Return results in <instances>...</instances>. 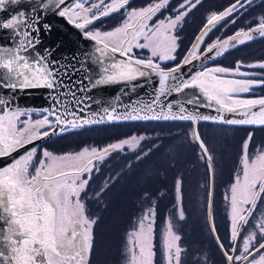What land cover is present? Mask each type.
Instances as JSON below:
<instances>
[{
	"label": "snow or ice",
	"instance_id": "1",
	"mask_svg": "<svg viewBox=\"0 0 264 264\" xmlns=\"http://www.w3.org/2000/svg\"><path fill=\"white\" fill-rule=\"evenodd\" d=\"M9 2L18 4L20 0H0V10ZM200 3L201 0H182L169 11L170 0H152L145 7L128 11L129 0H74L71 7L64 6L66 0H40V9L57 10L56 14L81 30L84 38L95 42L94 51L85 54L86 60L95 66V76L89 79L91 88L134 82L151 72L159 77L157 95L150 103L133 106L131 111L122 114L117 113L115 106H109L103 108L102 115L92 114L88 118L81 117L79 112L84 111L82 106L89 98H77L76 92L63 82L62 74L70 75L68 66H59L58 61L51 59V49L32 55L36 46L42 43L39 33L51 31L52 26L40 23V14L36 15L35 22L29 21L23 11L0 22V27L15 30L21 37L16 47H0V69L4 70L0 87L63 89L78 107V111H72L62 99H58L59 106L39 110V118L33 120L37 110L13 107L12 101L0 98V158L12 157L14 152L33 145L23 155L0 167V264H89L94 247L92 229L97 220L87 215L81 194L87 196L93 170L99 171L100 162L125 148L135 150L145 138L132 136L102 148L84 147L76 153L64 155L39 149V156L36 141L50 138L57 131L62 133L85 125L120 120H211L232 125L264 126V97L240 98V94L249 93L254 87H264V77L258 80L228 78L251 75L241 71L242 62H237L233 68L202 64L199 71L189 73L187 77L181 73L182 68L197 59L212 60L237 44L253 40L256 35L264 37V17H260L255 26L247 30L240 29L233 36L212 44L205 42L208 33L222 21L236 23L241 10L250 7L253 0H234L224 10L211 12L200 34L174 67H162L157 62L177 60L176 52L180 48L177 30ZM122 10L123 21L112 30H88L103 18ZM32 12L36 13V9L33 8ZM165 12L169 14L164 15ZM158 14L164 18L159 19ZM153 18H156L155 22ZM201 45H204L203 49ZM134 48L149 49L150 58H136ZM115 54L125 59H116ZM258 66L264 68V63ZM79 84L82 85L83 81ZM83 91L85 89L81 88ZM172 93L184 94L186 100L163 103L162 98ZM185 104L195 105L196 109L189 111ZM201 104L215 107L218 114H201ZM177 105L178 110L173 111ZM257 106L258 110L253 111ZM224 113H238L240 118L225 119ZM196 139L204 158L211 162L212 157L198 133ZM251 140L250 133L242 147L239 173L230 188V247L224 249L220 244L228 264H264V213L254 216L258 203L264 204V149L250 158ZM155 215L154 207L147 209L130 234L129 264H152ZM179 215L183 218L182 208ZM250 220H258V223L252 224L248 230ZM180 239L169 220L164 236L167 264H180L183 251ZM238 241L241 242L239 247Z\"/></svg>",
	"mask_w": 264,
	"mask_h": 264
},
{
	"label": "rangeland",
	"instance_id": "2",
	"mask_svg": "<svg viewBox=\"0 0 264 264\" xmlns=\"http://www.w3.org/2000/svg\"><path fill=\"white\" fill-rule=\"evenodd\" d=\"M176 1L177 5L182 2V0ZM233 2L234 0H201L202 5H207L206 8H215ZM130 10L128 9V11ZM252 16L258 19L264 17V0L252 11ZM140 42L143 43V40ZM252 48L256 53L251 51L240 57L232 55L218 61L216 65L233 68L237 62H240V58L244 60L242 64L246 65L264 63V46H261V49L260 47ZM160 64L161 66L165 65V63ZM241 71L250 73V76L255 73L245 67ZM240 98L260 97L240 96ZM38 118V112L34 113L32 119ZM198 132L200 140L204 142V146L207 147L208 153L212 157L215 173L219 174V185H222L221 195H219L221 197L217 201L220 202L219 207L224 210L222 212V209L219 208L216 217L213 215L214 227L216 229L217 217L224 214L226 209L224 206L227 203L230 229V188L240 170L243 144L251 133L252 140L249 143L248 151L252 158L260 149H264V130L252 131L234 126H204ZM132 136L137 138L143 136L145 139L140 141L135 150L125 148L123 151L112 153L103 162H100L99 171L93 170L89 187L86 190L87 196L81 194L87 215L97 220L92 229L94 247L89 257V264H129V236L136 229L138 219L141 217L139 216L137 219L134 216V206L143 208L146 212L147 209L159 205L160 208H171L173 205L174 210H171L166 217L164 226L161 219L157 220V215H155L152 264H167L164 236L169 220L172 223V230L181 237L179 244L183 251L180 264H227L222 251H219L217 245L215 246V240H213L209 229L207 205L211 187L210 164L194 140L192 127L152 124L124 128L122 132L90 131L77 136L70 135L56 145L39 146L37 155H40L39 149H47L55 155H64L76 153L84 147L102 148ZM101 137H108L110 140L106 143H97ZM128 168H130L129 171ZM184 181L186 182L184 183ZM107 189L112 190V199L109 204L105 197H102L104 193L109 194ZM97 193L99 196L96 195ZM134 202L140 204H134ZM180 208L183 210V218L179 215ZM155 211L157 214V208ZM220 211L221 214H219ZM261 213H264V204L258 203L254 216L259 217ZM185 217L188 224L186 239L192 243L190 251L186 249L185 238L179 231L180 221ZM255 223H258V220H250L248 230H251V225ZM221 227L224 226L221 225ZM220 230L224 240L230 242V230L227 233L225 229ZM217 233L219 234L218 231ZM240 243L238 242L237 247ZM138 247L137 245V254ZM155 249H161L159 258H157Z\"/></svg>",
	"mask_w": 264,
	"mask_h": 264
},
{
	"label": "water",
	"instance_id": "3",
	"mask_svg": "<svg viewBox=\"0 0 264 264\" xmlns=\"http://www.w3.org/2000/svg\"><path fill=\"white\" fill-rule=\"evenodd\" d=\"M74 0H66V4L64 6H68L73 3ZM255 1V0H253ZM40 0H20L18 4H13L11 2L5 5V8L0 10V22L6 21L12 15L18 12H25L29 21L35 22V17L37 14H40V23H48L50 24L51 31L42 30L39 33L40 39L42 41L41 44L37 45L35 51H32V55H36V53H42L44 49H51L52 56L50 57L53 60L58 61L59 66H68V73L70 75H63V82L68 88L72 89L76 92V97L83 99L88 97L89 99L85 100V104L82 106L84 108L83 112H79V115L83 118H88L92 114H103V108L109 106H115L117 109V113H125L131 111L133 106L139 107L141 105L150 103L152 99L157 95V89L159 87V77L156 73L151 72L146 77H141L137 81L128 82V83H116L110 84L107 86H100L95 89L91 88L89 85V79L95 76V66L92 65L89 61L86 60V53H91L94 51L95 42L84 38L81 35V30L77 29L74 25H72L67 18L60 17L56 14L55 9L50 10H42L39 8ZM61 6V7H64ZM36 9V13L32 12V9ZM255 26V25H253ZM23 27V26H22ZM247 30V28L245 29ZM201 31V30H200ZM199 31V34H200ZM236 33V32H235ZM198 34V35H199ZM234 33L228 35L227 37L221 38L220 40L227 39L228 37L233 36ZM259 35H256L255 38L251 41H247L244 44H237L234 48H229L227 52H225L221 56H216L212 60L202 61L197 59L193 61L191 65L185 66L181 69V73H183V77H187L189 73L194 71H199L201 69L202 64L204 66H210V64L218 61L219 58L225 56L230 51L240 48L241 46L250 44L251 42L261 40ZM19 37L15 30L12 29H4L0 27V47H16L18 45ZM194 42V41H193ZM116 59H125V57L120 54H115ZM181 62V61H180ZM178 62V63H180ZM83 65V67H82ZM175 66V65H174ZM171 66V67H174ZM166 67V68H171ZM4 70L0 69V76L3 75ZM80 81H83V84H79ZM78 85V86H77ZM81 88L85 89V91L81 92ZM0 98H4L13 102V107H20L22 109H35L37 112L44 108H52L54 105L59 106L57 103L58 99H62L64 105L68 106L72 111H78V107L75 106L74 101L70 95H67L65 90L58 89L53 91L52 89L46 88H30V89H8L5 87H0ZM257 99V98H253ZM186 100V96L184 94L172 93L170 96L163 97L162 102L167 103L169 101H180L184 102ZM189 109V111H194L196 106H188L184 105ZM179 105L174 107L173 111L178 110ZM257 108H254L253 111H257ZM199 112L203 115H217L218 113L215 110V107L209 108L203 104L199 106ZM225 119H233L240 118L239 114L232 113H224ZM133 122H184V123H192V132L194 135V140L198 143L196 139V135L198 132L199 124L207 123V124H216V125H224L228 127H247V128H264V126H250V125H232L225 124L214 121H204L201 120L199 122L195 121H181V120H120V121H106L100 124H92L85 125L82 128H90V127H99L101 125H111V124H122V123H133ZM82 128L70 129L79 130ZM59 132L55 135H51L50 138H45L41 141H36L35 144L38 146L44 145L49 141L57 139V137L61 134L67 133ZM200 139V138H199ZM199 145V143H198ZM33 145H27L24 149H20L18 152H14L12 157H3L0 158V167H3L9 163H11L12 158L23 155L27 149H30ZM201 151L202 148L199 145ZM203 153V152H202ZM209 155V153H208ZM208 161V160H207ZM210 164V192H209V201H208V212L207 219L209 222L210 230L212 231V235L214 240L217 242L220 251H222L225 260L226 255L225 251L220 248V244L222 241L219 239L217 229L213 230L214 219H213V205H214V193H215V166L213 164V160ZM218 238V239H217ZM239 242V241H238ZM237 242V246H238ZM225 249V248H224ZM227 262V260H226ZM228 264V262H227Z\"/></svg>",
	"mask_w": 264,
	"mask_h": 264
},
{
	"label": "flooded vegetation",
	"instance_id": "4",
	"mask_svg": "<svg viewBox=\"0 0 264 264\" xmlns=\"http://www.w3.org/2000/svg\"><path fill=\"white\" fill-rule=\"evenodd\" d=\"M74 2V1H73ZM152 2V0H129L128 9H133L134 6L137 8L139 7H145L148 3ZM262 0H255L253 1L252 5L250 7H246V9L241 10V15L236 19V23H227L225 24L223 21L218 25L215 29H213L208 35L205 37V42L207 44H212L216 42L218 39L227 37L228 35L235 33L239 31L240 29H246L250 26L255 25L258 22V18L255 16H252V11L255 9L259 3H261ZM234 3V2H233ZM232 3H227L226 5L223 4L222 6H216L215 8H206L207 5L199 4L196 6V8L192 9V11L189 13L187 17H185V21L183 23L182 28L177 30V34L180 37V48L176 52L177 60L175 63H178L182 60L183 56L186 54L187 50L190 48L191 44L195 40V37L199 34V31L203 28L204 23L206 22V19L208 15L211 12H219L227 8ZM177 6L176 0H170V9ZM71 7V5H70ZM201 8V9H200ZM123 12L122 10L120 13H114L108 18H103L102 22H97L94 28H89L88 30L95 31L96 29H99L101 31H110L112 28L118 26L123 21ZM168 12H165L164 15H168ZM159 19H163L164 16H160L158 14ZM156 18H153V22H155ZM257 42V41H254ZM254 42H251L250 44L241 46L238 49L230 51L225 56L218 59V61L232 56H244L247 53H250L253 51L251 46L254 44ZM201 48H204V45H201ZM133 52L135 54L136 58H150V50L149 49H140V48H134ZM218 61L210 64L208 67H216ZM158 63H174L171 61H157ZM240 62H244L243 58H240ZM229 65V64H228ZM244 67L250 71H254L255 73L250 76L251 79H260L261 77H264V68L259 67L258 65H254V67H249L250 65L243 64ZM165 66V65H164ZM162 66V67H164ZM226 67V66H225ZM232 78H238V77H232ZM242 97H264V87L257 86L254 87L249 93H243L240 94Z\"/></svg>",
	"mask_w": 264,
	"mask_h": 264
},
{
	"label": "trees",
	"instance_id": "5",
	"mask_svg": "<svg viewBox=\"0 0 264 264\" xmlns=\"http://www.w3.org/2000/svg\"><path fill=\"white\" fill-rule=\"evenodd\" d=\"M263 43H264V38H261V40H257V42H254V44H252L251 46H248V47H257V48L260 47V49H261V46H264ZM252 52L253 53H256L254 50ZM173 65H175V62L174 63H167V64H165V67H170V66H173ZM152 124L153 125H155V124H159V125L169 124V125H175V126H177V125H183V126H186V127H188V126L189 127H192V123H190V122H188V123H184V122H177V123H175V122H166V123H163V122H155V123H153V122H144V123H141V122H133V123L101 125L99 127L82 128V129H79V130L68 131L67 133H64V134L59 135L57 137V139H54L52 141H49L46 144L41 145V146L56 145V144L60 143V141L62 139L66 138V137H68L70 135L77 136V135H79L81 133H86V132H90V131L93 132V131H96V130L97 131H101V130H110V131H112L113 130V131L122 132V130L124 128H129V127L134 128L135 126H144V125H152ZM204 126H206V127H212V126L215 127V126H220V125H216V124H212V123H210V124L201 123V124H199L198 131H199L200 128H202ZM221 126H224V125H221ZM237 128H239V129H243L244 128V129H248V130H252V131H254V130H256V131H258V130H264V128H247V127H243V128L242 127H237ZM102 137L100 138V141H98L97 143H106L107 141L110 140L108 137H104V138H102ZM129 169L130 168H128V171H129ZM215 175H216V179H215V186L216 187H215V193H214L215 199H214V205H213V208H214L213 215H215V217H216V214H218V209L221 208V207H219L220 206V202H218L217 200H218L219 197H221L219 195H221L220 189H221V186L222 185H219V183H220L219 177H218L219 174H217V172H216ZM185 182L186 181H184V183ZM107 191H109V189H107ZM111 193H112V190L109 191V194L108 195H106V193H104L102 195V197H105V200H106V202L108 204L111 203V201H110L112 199ZM170 197L172 199V196H170ZM137 203H139V202H134V204H137ZM171 206H172L171 208L170 207H162V208H160V205L158 207L155 206V208H157V210H158V212L156 214L157 215V220H160L161 219L163 226L165 224L166 217L170 214V211L171 210H174V206L173 205H171ZM137 207L134 206V216L137 217V219H138V217L139 216H142V214L145 212L144 211L145 209H143V208H137ZM224 207H226V209L224 211V214L222 213L221 216L218 215L217 218L218 219L221 218V219L220 220L217 219L215 226H216L217 231L219 232V234H218L219 235V238L222 240L225 249H228L229 248V245H230V242H226V240H224L222 231L220 230V229H225L226 230V233L229 232V230H230L229 229L228 218H227V217H229V213H228L229 207H228V204L226 203V205ZM221 209H222L221 211L223 212L224 208H221ZM221 211L219 212V214H221ZM186 219L187 218L185 217V219H182V221H180L179 231H180L181 235H183V237L185 238V242L184 241L183 242L187 246L186 249H188V251H190V248L192 246V243L191 242H188V240L186 239V235H187V232H188L187 231L188 224H187V220ZM224 221H225V224H224ZM208 225H209V222H208ZM221 225L224 226V227L222 228ZM209 229H210V227H209ZM211 233H212V231H211ZM212 237H213V235H212ZM213 240H214V238H213ZM216 245L218 247V244L215 241V246ZM161 249H159V250L155 249L156 250V254L158 256L157 258H159V256L161 255L160 254ZM218 249H219V247H218ZM219 251H220V249H219Z\"/></svg>",
	"mask_w": 264,
	"mask_h": 264
}]
</instances>
